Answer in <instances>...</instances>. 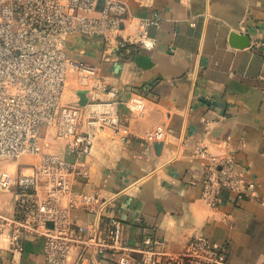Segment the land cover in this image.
I'll use <instances>...</instances> for the list:
<instances>
[{
	"label": "crops",
	"instance_id": "obj_1",
	"mask_svg": "<svg viewBox=\"0 0 264 264\" xmlns=\"http://www.w3.org/2000/svg\"><path fill=\"white\" fill-rule=\"evenodd\" d=\"M116 1L126 10L119 36L132 52L120 55L114 35L107 41L70 36L66 54L94 69L106 89L100 99L113 88L119 101L140 96L146 108L137 114L120 106L123 130L96 134L84 160L89 178L77 180L73 191L111 199L107 212L123 224L129 245L150 237L159 250L176 254L201 231L231 264H264V0ZM154 17L159 26L147 29L153 45L139 48L138 24ZM81 91L70 75L63 101H79ZM157 126L165 136L150 140ZM47 147L63 150L55 139ZM197 147L232 153L236 171L254 189L241 199L222 191L220 203L208 205ZM13 207L12 195L0 194V213L11 215ZM72 220L84 227L91 216L76 210ZM1 258L47 264L40 240L30 238L21 254L4 251ZM89 264L119 263L92 255ZM129 264L140 263L136 257Z\"/></svg>",
	"mask_w": 264,
	"mask_h": 264
},
{
	"label": "built area",
	"instance_id": "obj_2",
	"mask_svg": "<svg viewBox=\"0 0 264 264\" xmlns=\"http://www.w3.org/2000/svg\"><path fill=\"white\" fill-rule=\"evenodd\" d=\"M125 13L116 0H0V194H11L14 205L11 215L0 213V264H14L1 253L21 254L28 238L40 240L47 264H68L75 251L73 264H89L92 255L119 264L136 257L140 264H231L201 231L176 254L159 250L160 242L150 237L129 245L123 224L107 212L111 199L97 191H73L77 180L89 178L84 160L96 134L109 129L119 135L120 106L141 114L146 101L140 96L119 101L113 88L107 91L110 98L100 99L104 85L92 67L67 56L66 42L70 36L106 40L114 35L116 50L128 56L133 45L119 36ZM151 26L158 27L159 19L139 22V48L152 47ZM70 75L83 87L84 104L80 98L63 101ZM43 132H51L63 150L49 151ZM165 133L157 126L148 138L161 141ZM194 154L204 161L201 196L208 205H218L222 191L241 199L254 189L236 171L232 153L197 147ZM25 157L36 161L18 163ZM9 163L18 164L17 173L9 172ZM76 210L90 215L91 222L75 226Z\"/></svg>",
	"mask_w": 264,
	"mask_h": 264
},
{
	"label": "rangeland",
	"instance_id": "obj_3",
	"mask_svg": "<svg viewBox=\"0 0 264 264\" xmlns=\"http://www.w3.org/2000/svg\"><path fill=\"white\" fill-rule=\"evenodd\" d=\"M77 81H78V78H77ZM78 89H79V90H82L83 87H81V86L78 84ZM45 135H46V138L44 137V139H45L46 141H43V140H42L44 145L49 144L51 140L55 139V137L53 136L52 133L46 132ZM55 140H56V139H55ZM35 161H36V159H35L34 157H25V158H21V159L18 161V163H23V162H24V163H26V164H32V163H34ZM17 165H18V164H12V163H9V172H10L11 174L17 173V167H18ZM19 170H20V169H19ZM24 172H26V171H24Z\"/></svg>",
	"mask_w": 264,
	"mask_h": 264
},
{
	"label": "water",
	"instance_id": "obj_4",
	"mask_svg": "<svg viewBox=\"0 0 264 264\" xmlns=\"http://www.w3.org/2000/svg\"><path fill=\"white\" fill-rule=\"evenodd\" d=\"M246 46L248 47L249 46V43H246ZM79 98H80V103L84 104L86 101H85V98H84V93H79Z\"/></svg>",
	"mask_w": 264,
	"mask_h": 264
}]
</instances>
